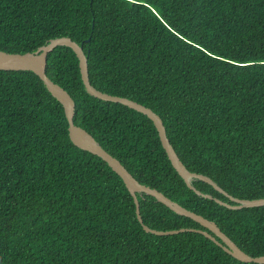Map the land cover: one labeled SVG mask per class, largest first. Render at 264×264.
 I'll return each mask as SVG.
<instances>
[{"label":"trees","instance_id":"16d2710c","mask_svg":"<svg viewBox=\"0 0 264 264\" xmlns=\"http://www.w3.org/2000/svg\"><path fill=\"white\" fill-rule=\"evenodd\" d=\"M70 36L91 83L152 108L181 160L241 199L264 198V0H0V50L35 51ZM48 76L76 102L74 121L142 184L215 221L264 255V206L200 196L173 166L154 122L89 94L68 46ZM204 193L234 204L206 181ZM144 223L205 229L137 193ZM0 264H259L205 235L145 231L124 179L76 146L63 104L30 70H0Z\"/></svg>","mask_w":264,"mask_h":264},{"label":"water","instance_id":"95a60500","mask_svg":"<svg viewBox=\"0 0 264 264\" xmlns=\"http://www.w3.org/2000/svg\"><path fill=\"white\" fill-rule=\"evenodd\" d=\"M58 46H68L72 48L77 54V57L79 58L82 80L89 94L104 101L121 103L125 106L135 109L147 115L154 122L159 132L162 144L173 166L184 178L187 185L191 189H193L197 194L206 198L213 199L219 204L231 209L261 207L264 206V198L241 199L238 197H234L233 195L229 194L223 187H221L216 181H214L211 177L201 173L190 171L184 164V162L181 160L174 146L170 142L163 119L158 113H156L152 108L128 97L117 96L107 92H103L91 83L89 75L88 57L84 51V47L82 44H79L78 42L73 40L70 36L52 38L46 44L40 46L35 51L15 53L0 50V70H30L35 72L43 80L49 91L63 104L69 121L70 137L74 144L82 148L83 150L89 151L90 153L100 156L124 179L128 189L134 197L137 206L138 219L141 222L145 231L156 235H170L184 232L187 230L195 231L210 238L217 245L221 246L227 253L231 254L233 257L241 261L248 263L256 262L259 264H264V255L252 256L245 252L234 240H232L231 237H229L219 227V225L215 221L210 220L205 216L184 207L177 201L172 200L170 197H168L166 194H164L157 188L142 184L133 176V174L126 168V166L117 157L109 153L89 131L75 123V100L64 87L53 81L47 74L48 55ZM195 179L210 183L214 186L216 190H218L219 192L227 196L231 201H233L234 204L226 202L218 197H214L212 194L202 192L201 190L196 188L195 185L192 183ZM137 193H146L148 195L154 196L157 201L164 203L176 213L190 217L193 220L197 221L202 226H204L206 230L197 228L158 230L155 228H151L150 226L144 223V220L141 215L140 201L138 199Z\"/></svg>","mask_w":264,"mask_h":264}]
</instances>
